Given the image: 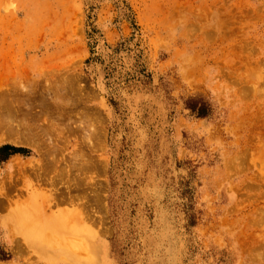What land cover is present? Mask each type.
<instances>
[{
  "label": "rangeland",
  "instance_id": "rangeland-1",
  "mask_svg": "<svg viewBox=\"0 0 264 264\" xmlns=\"http://www.w3.org/2000/svg\"><path fill=\"white\" fill-rule=\"evenodd\" d=\"M13 87L60 129L0 142V264H264V0H0Z\"/></svg>",
  "mask_w": 264,
  "mask_h": 264
},
{
  "label": "bare ground",
  "instance_id": "bare-ground-1",
  "mask_svg": "<svg viewBox=\"0 0 264 264\" xmlns=\"http://www.w3.org/2000/svg\"><path fill=\"white\" fill-rule=\"evenodd\" d=\"M18 91L19 90L15 89L14 87L13 89L0 91V135L2 136L0 137V142L9 141L13 142V144L16 145L25 144L41 150L43 144L40 142V138H42L44 135H48L49 132L52 131L59 133L58 129L60 128L56 125V122L53 121L47 123V128H44L38 124L37 121L39 120V115L36 111L33 110L35 106L34 104L37 105V103L36 101L30 103L28 102V99H31L32 97H34L33 99L36 100L38 93L33 94L34 96H31L30 91L22 90L20 91V93ZM49 141H51L49 144L53 143L52 140ZM4 199H0V209L5 207ZM22 217L28 219L29 216L27 214H24L22 215ZM33 222H27L23 226V228L20 229V231L24 234L25 242L30 246H35L39 241L43 240L47 241V244L51 243L55 249L58 248V245L61 243V239L67 242L66 245H73L75 243V245L80 244V246H82L84 243L82 239H78V241L76 242V239L74 238L70 240L69 237H65L64 235L61 236L60 232L58 233V237L55 233H52L53 236L48 237V235H46V237L43 238L44 236L38 233V229L41 228V226ZM48 226L49 229H53V225L51 223H49ZM34 240H37L36 244L33 242ZM33 243L35 245H33ZM19 245L21 244H18V246ZM88 246L89 250L93 249V246L91 244L88 243ZM94 249L96 251L97 247ZM99 251L101 252L100 249H98L97 252ZM93 253V251L87 253L85 260L81 258V264H95L96 260L93 257ZM97 262L98 264H102L99 258H97Z\"/></svg>",
  "mask_w": 264,
  "mask_h": 264
}]
</instances>
